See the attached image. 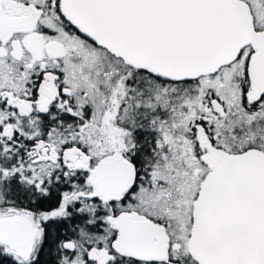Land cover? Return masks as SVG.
Wrapping results in <instances>:
<instances>
[{
	"label": "snow or ice",
	"instance_id": "6c2138e0",
	"mask_svg": "<svg viewBox=\"0 0 264 264\" xmlns=\"http://www.w3.org/2000/svg\"><path fill=\"white\" fill-rule=\"evenodd\" d=\"M0 264H264V0H0Z\"/></svg>",
	"mask_w": 264,
	"mask_h": 264
}]
</instances>
